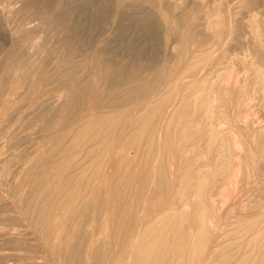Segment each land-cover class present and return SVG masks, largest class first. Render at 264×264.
<instances>
[{
  "label": "rangeland",
  "instance_id": "rangeland-1",
  "mask_svg": "<svg viewBox=\"0 0 264 264\" xmlns=\"http://www.w3.org/2000/svg\"><path fill=\"white\" fill-rule=\"evenodd\" d=\"M2 1H6L3 3L5 5L12 3L14 13L11 12V16L9 15L8 18L6 17L7 19H3V16L0 14V62L2 57H4L1 44L7 42L8 52H12L15 48L14 43L17 42L18 38H21L18 39V41H21L23 51L22 56L24 57V71H20L18 74L17 71H8L5 77L6 80H4L5 82L1 87V90L8 92V100L10 98L12 99L9 100L8 105L6 106V110L4 112L5 116L3 115L4 117L2 116L0 118V264H120L118 260L119 258L122 260V262L120 261L121 264H128L129 260L131 262L129 264H132V259L135 256L134 247L136 245V241L137 239L139 241V238H142L144 232L145 234L147 232L143 230L144 227L146 229L149 226V223L150 225H155L154 227H156V225L158 226L155 221L161 216V211H165L164 208L167 210L168 207H177V204L180 206V199L183 195L187 197L191 194L194 195V193H192L194 183H197L200 180L206 182L208 179L207 184L209 182L211 183V185H209L210 183L208 184V189L213 190V193H215V195H213V200L215 201L218 212V214L217 212H215L216 214L214 213V220L220 224V229L216 233L215 237L211 236L210 238L209 247H212V249L210 248L208 252L210 253L211 251L219 250V248L222 249L219 250L217 254L221 259V261H219L220 264H222V260L227 257L229 259L227 262L228 264L232 262L235 264L237 258L238 261L248 259L249 254L251 255L252 253L254 255L250 257L251 260L248 264H263L264 148L262 149V147H264V102L262 101H264V99L261 93H254L256 77L253 75L254 73L252 72V68L254 65L258 66V64L259 67L261 64V68L264 67V0H203L205 1L202 2L203 4L201 3L202 0H0V2ZM176 3L179 4L180 7L177 6ZM156 4L159 5L157 6ZM209 10H211V12ZM139 11H141V13H139ZM182 13H184L185 16ZM210 13H213L211 17L209 16ZM218 14L222 15V20L225 21L224 23L222 22L221 25L225 34L223 33V37H221L222 34L221 36L219 35L223 38V42L220 44H218V40H216L217 38L219 39V37L214 36V33L211 30H207L210 28H206L208 27L207 20L209 18L210 20L213 18L215 19V16L213 15H216L217 17ZM194 16L196 18H193ZM153 17H156V19ZM192 18L194 22H192ZM247 19H249V22L246 21ZM19 25L21 26V33L17 34ZM205 25L207 26L204 27ZM251 25L253 26L251 27ZM254 25L257 26L254 27ZM203 28L205 29L203 30ZM172 29L174 31H172ZM257 29L263 33L261 40L256 37V32L258 31ZM253 30L255 32H253ZM230 32L233 33V35H231ZM251 33H255L253 34L255 36ZM229 36H233V38ZM199 38H201V40ZM254 40H256V42L259 41V46ZM255 45H257L258 48ZM189 49L193 51L191 52ZM248 49L251 52H248ZM183 50H185V52H182ZM206 50L213 52V57L216 56V58H213L210 63H213V61L215 63L216 61L219 63V65L216 63L217 65H215V67L213 64L210 65L211 67L209 66L210 68H207V71L219 66L218 69L223 73V68H227V64L232 62V67L235 69L234 70L232 68L235 72L234 74L241 77V86H238L235 90H233V92H231V94H228L226 99L222 98V101L216 103V108L218 109L216 110L219 114L225 112L227 113V116L231 115L229 116L230 120L228 117L224 119L221 116V120L223 121L222 128L224 131L225 129L228 130L233 128V130L237 132L236 135L240 136V138L242 137V146L240 145V148L235 149V153L241 155L240 160L236 162L240 163L239 165L241 170L238 177L240 186L238 185L239 189H236V191H240L237 193L239 197L235 193L234 187L226 185L220 179L222 182V184H220L223 185L221 186L218 183L220 182V180L217 179L218 177L215 178L211 174L215 172L218 167V162L216 161L220 153L218 148H216L218 144L212 149H209V139H207L209 136L207 135V137H205L206 134L202 136L203 133H192V131L195 130L190 132L192 135L188 133V139L185 140L188 143L181 140L183 135H180L179 132H182L186 124L192 123L191 125L194 126L195 124H199L200 126L202 125V121L198 114L196 115L198 117L189 114L191 103H187L181 109V112L185 113V116L187 115V117L180 119L182 122L178 121L180 116H177L172 122L173 125H171L172 123L170 124V121H165L163 126L160 127L158 119H156V121L152 124V127L159 125L161 129H159V135H161L165 129L161 136L158 135V138L156 137L157 140L155 139V144L152 141L151 147L153 148L154 144L155 149H152L151 147H149V149L146 148L149 146L148 143L151 140L150 137H147L148 135H146L141 143V150L137 151L136 146L133 144L135 140H132V136L135 131L129 133L130 123L127 121L128 113L133 111V103L131 102L129 96L133 90V86L136 84L135 81H145V84L148 83V85H152L153 83L155 84L156 82L154 80H157L158 83L164 82L163 80L169 76L170 71H181L182 66H185L183 68H186L190 63L196 64L199 62V57L196 53ZM194 53L195 55H193ZM187 54H191L190 56H192V59L189 56L190 59L188 60L186 57ZM181 55L183 57L185 56L183 58L184 60L186 59L185 62H182L183 59H181ZM195 56H197V58ZM246 56L252 61L246 58ZM100 57H102L101 60L99 59ZM253 60L255 61L253 62ZM180 61L182 64L179 63ZM220 63L222 65V69H220ZM244 65L246 69L248 68L247 70L244 68ZM173 67L179 68L176 70ZM218 69L216 68L214 70L217 72L219 71ZM263 69L261 70L263 71ZM136 71L137 74L135 75ZM247 71L252 74L249 79L247 78V76H249V74L246 73ZM220 72H217L216 74ZM3 74L4 71H0V78ZM158 74L160 75L157 76ZM161 75L162 79L158 80V78H161ZM252 76H254V78ZM18 79L19 81L21 80L20 83H22L21 92L19 94L20 96L16 95V97L11 93L12 90L10 89L13 88V83ZM88 81H90V83H85ZM243 83H247V85H243ZM88 84H91V86L93 85L92 87L96 89H91V86ZM242 85L248 88L247 91L250 94V97L246 101L247 106L239 105V102L237 101L239 100L238 96L240 88L243 87ZM250 86H252L253 90L249 89L251 88ZM88 88L92 90V92L89 91ZM77 91L78 94L76 93ZM88 92L89 94H86ZM90 94L91 96L94 94V96H92L93 98L88 97ZM11 95L18 98L16 102L13 101L14 98L13 96L11 97ZM119 96L120 98H117ZM261 96L263 99L262 101H260ZM126 98L129 99L127 100ZM235 99L237 100L235 101ZM90 100L92 101L91 104ZM230 101L232 102L230 103ZM94 103L95 105H93ZM99 103L100 105H98ZM101 106L104 107L102 108ZM92 108H97V110L92 111ZM219 108L223 110L220 112ZM244 108H247L248 110ZM98 109H100L99 111L104 110L106 113H104V115L102 114L103 112L100 114L97 112ZM239 109H241V111ZM123 110L127 115L125 114V116L122 117L119 113ZM229 110H231V114ZM237 111L241 112V114L248 111L249 118L247 117L246 119L242 118L239 120L238 116L240 113ZM83 113L88 114L92 118H88V115H84ZM35 114L37 116H35ZM90 114H93V116ZM110 114H114V116H111ZM105 115H109L108 117L112 120L110 118V120L107 119L108 117H105ZM189 116H192V119L189 118ZM96 119L100 120L104 124L99 121L97 122ZM88 121H94V123L88 124ZM253 121L254 123H252ZM100 123L102 124L103 129L101 128ZM166 123H168L167 126L170 124L171 127L167 128ZM178 123H181V125L179 124L180 126H176ZM48 124L52 126H49ZM26 125L29 127L28 129ZM88 125H90L89 128L91 127L92 129H87ZM119 125L122 128H119ZM229 125L232 126L230 127ZM237 125H239V128H242H237ZM78 128L81 129L79 130ZM122 129H124L127 133L122 132ZM168 129L172 132L168 131ZM175 129H178L179 132ZM237 129H239V131ZM83 131H85L88 135L85 136V132ZM90 131L93 132V134ZM81 132L84 133V135H81ZM167 132L168 135L166 134ZM174 132L178 133L175 134ZM169 133H171L172 136H170ZM65 134L68 136H64ZM259 134L262 136H259ZM127 135L130 136L128 137L129 139L126 137ZM174 135L176 139L173 137ZM100 136L104 139L102 140V138H99ZM169 136L172 141L169 139ZM79 137L81 139H79ZM177 138H180V141H178ZM100 139L102 142L104 141V143L108 139L109 140L107 143H103V146L102 142L100 143ZM199 139H202L201 141L203 143H199ZM96 140L99 141L96 142ZM79 141H83V143L80 142V146H82L80 149L78 147ZM111 141H113V143H111ZM171 142H175V145L174 143L171 144ZM85 143H89V145ZM96 143L102 146L99 147ZM125 143H130V146L128 147V145H126L128 148L125 146L124 148L126 149H123ZM181 143H184L185 146ZM194 143H197L196 149H194ZM64 144L66 146L67 144L70 145L69 148L71 151L68 149L70 152H67ZM177 144H180V150H178L180 147H178ZM198 144L202 145L199 146ZM60 145H63L64 147ZM86 145L91 148L92 146H95L96 148L94 147L92 150L89 147L90 151H88V147H84ZM175 146L177 152L173 149ZM74 147L76 150L78 148V151L74 150ZM168 147H170V151ZM171 147L173 151L171 150ZM205 147L206 149H204ZM150 148L154 150L155 153L152 150L149 151ZM72 149L74 150L73 153ZM94 150H96V152ZM193 150L194 153H191ZM122 151L125 152L124 154L129 153L128 156L126 155L128 158L126 161V157L119 154ZM91 152L94 153L92 154ZM182 152H184V154ZM251 153L254 154V156ZM151 155H153V158L149 160V156ZM74 156L76 157L74 158ZM158 156H161V159L159 158L160 161L162 160L161 162L157 161ZM85 157L87 158V161H85ZM180 157H182L183 160ZM136 158L137 161L139 160L138 162L134 161ZM66 159L70 160V162ZM72 159L75 161H71ZM121 159L122 162L125 161L126 164L124 163L122 165V162H120ZM170 159L172 163L169 162ZM172 159L174 160L172 161ZM180 159L181 162L179 161ZM81 160H84L85 162L83 163ZM93 160L94 162H91ZM67 161L69 164H66ZM97 161H99V164ZM140 161L141 163H139ZM167 162L169 164H167ZM188 162L191 164L189 165ZM170 163L173 168L170 166ZM65 165H67L66 168ZM158 165L163 166L164 170L161 167L164 171L162 172L163 174L159 172L161 169ZM164 165L167 166L165 167L168 171L165 170ZM88 166H90L91 170ZM170 167L172 169H170ZM86 170L87 173H89L88 176L83 173H86ZM151 170L154 171V173ZM155 170L161 174L157 173ZM170 170H173L174 173V176L171 177L174 179L172 185L170 183L172 179H170V175H168ZM95 172H98V174ZM164 173L169 176V178L164 175ZM92 174L94 176H91ZM130 174L132 175L130 176ZM123 175H125V178ZM149 175L153 177L154 180H148L149 182L146 180L147 185H145L144 182L146 181L143 179H146L147 176V179H151ZM156 175H159L161 179L156 177ZM162 175H164L165 178ZM185 175L190 177V180L192 181L188 182L189 179L185 177ZM199 175L202 176L200 177ZM83 176L85 177V180L83 179ZM120 176H123V178ZM69 177H71L72 181L74 179V181H70ZM90 177H95V180L93 178L90 179ZM96 177H98V179ZM166 177L170 179V182ZM191 177H193V179ZM163 178L166 180H163ZM59 180L60 182L58 183ZM122 180L124 182H122ZM185 182L187 183L185 184ZM74 183L76 186H74ZM138 184L139 186L137 187ZM84 185H86V189ZM142 185L144 186L142 187ZM189 185L191 188L190 190ZM241 185L243 187H241ZM186 186L187 188H185ZM49 187L52 188V191ZM141 187L143 189H140ZM177 187L180 189H177ZM217 188L219 190H217ZM71 190H73V193L70 194ZM180 191H183L182 195H180ZM79 192H81V195L83 194L81 197ZM193 195L189 198L192 201L194 200L193 202L195 204L199 201H197L198 197L195 198L194 196L193 198ZM89 197L90 199H87ZM61 200L65 202L64 205H62L63 202ZM72 200L74 201L72 202ZM89 200L92 201L90 202ZM141 200L143 201L141 202ZM83 202L84 205H82ZM87 202H89L90 206ZM52 204L55 206L54 209H51L53 207ZM48 205H51V207ZM83 206H86L84 207L86 209H84ZM233 207L234 209L231 210ZM189 210L190 212H193V210H195V206H190ZM82 211L84 213H82ZM64 213L66 214V217ZM49 215L51 219H48ZM130 215H135L133 217L134 220L132 219L134 223L131 222L130 219L132 217ZM193 219L194 217L192 216L189 220L192 224L196 222L195 219ZM57 223H59V226ZM131 223L139 227L140 232L143 234H139V229H136V227L131 225ZM233 223L237 225H234ZM55 225H57V227ZM132 227L135 228L137 232H134ZM194 229H196V226ZM158 232L159 235L164 233L163 231H160L159 228L157 234ZM131 234H133V236L140 235L141 237H137L135 240V237L133 238V236H129ZM154 234H156V232ZM131 238L133 240H130L132 243L129 244L128 241ZM255 238L258 240V246L252 245L248 247L250 239L254 240ZM84 239L88 243H86ZM98 242L100 243L98 244ZM101 242H104V245H102ZM122 242H125L126 247H123L124 243L122 244ZM215 242L218 243L219 246L221 244L222 245L219 247ZM173 243L174 241L171 242V246ZM127 244L129 245L127 246ZM212 245H214V247ZM174 247L175 246L172 248ZM123 252H125V254ZM119 253L122 254L121 257H119ZM247 254L248 256H246ZM245 256L246 258H243ZM114 259L118 260L116 261L118 263H116ZM218 260L215 257L212 264H215ZM82 261L84 262L82 263ZM123 261L125 263H123ZM219 262L216 264H219Z\"/></svg>",
  "mask_w": 264,
  "mask_h": 264
},
{
  "label": "bare ground",
  "instance_id": "bare-ground-1",
  "mask_svg": "<svg viewBox=\"0 0 264 264\" xmlns=\"http://www.w3.org/2000/svg\"><path fill=\"white\" fill-rule=\"evenodd\" d=\"M181 1V0H180ZM193 1V0H192ZM214 1V0H213ZM232 1V0H231ZM246 1V0H245ZM6 2V1H5ZM5 2H0V14L3 16V19H7L8 18V16L11 14V12H13V10H14V8H13V6H12V3L11 4H7V5H5V4H3V3H5ZM155 2V1H154ZM168 2H170V1H168ZM184 2V1H183ZM200 2V1H199ZM202 2H205V1H201V3ZM207 2V1H206ZM219 2V1H218ZM230 2V1H229ZM156 3H158V2H156ZM179 3V2H178ZM217 3V2H216ZM220 3V2H219ZM228 3V2H227ZM177 4V3H176ZM203 4V3H202ZM206 4V3H205ZM211 4V3H210ZM218 4V3H217ZM216 4V5H217ZM224 4V3H223ZM19 5V4H18ZM157 5V4H156ZM155 5V6H156ZM159 5V4H158ZM157 5V6H158ZM180 5H181V3H180ZM193 5V4H192ZM214 5V4H213ZM260 5V4H259ZM12 6V7H11ZM147 6H148V4H147ZM153 6V5H152ZM177 6H179V4H177ZM223 6V5H222ZM229 6V5H228ZM180 7V6H179ZM178 7V8H179ZM192 7V6H191ZM227 7V6H226ZM233 7V6H232ZM250 7V6H249ZM169 8V7H168ZM195 8V7H194ZM234 8V7H233ZM143 9V8H142ZM154 9V8H153ZM208 9V8H207ZM212 9V8H211ZM254 9V8H253ZM252 9V10H253ZM256 9H257V7H256ZM16 10V9H15ZM193 10H195V9H193ZM228 10H230V9H228ZM153 11V10H152ZM152 11H150V12H152ZM210 12H211V10H209ZM194 12V11H193ZM14 13V12H13ZM137 13V12H136ZM139 13H141V11H139ZM152 13H154V12H152ZM254 13V12H253ZM146 14H150V13H146ZM182 14H184V13H182ZM207 14H208V12H207ZM206 14V15H207ZM213 14V13H212ZM211 13H210V17H211V15H212ZM219 14H221V13H219ZM217 15V17H216V15H213V16H215V19L213 18V19H211L210 20V18L207 20V22H208V27H206L207 25H205L204 27H206V28H210V29H207V30H211L213 33H214V36H218L219 37V39L217 38H215L216 40H218V44H220L221 42H223V38H221V37H223L224 35H223V33L225 32V31H223L222 30V22L224 23L225 21H223L222 20V15ZM258 14V13H257ZM0 15V16H1ZM187 15V14H186ZM11 16V15H10ZM184 16H185V14H184ZM191 16V15H190ZM212 16V17H213ZM7 17V18H6ZM140 17V16H139ZM182 17V16H181ZM10 18V17H9ZM141 18V17H140ZM153 18H155L156 19V17H153ZM193 18H196L195 16L193 17ZM193 18H192V22H194L193 21ZM139 19V18H138ZM182 19V18H181ZM189 20V19H188ZM196 20V19H195ZM249 19H247L246 21L247 22H249L248 21ZM19 21V20H18ZM145 21V20H144ZM175 21V20H174ZM146 22V21H145ZM148 22V21H147ZM185 22V21H184ZM183 22V23H184ZM239 22H241V21H239ZM250 22H255V21H250ZM158 23V22H157ZM160 23V22H159ZM186 23V22H185ZM231 23V22H230ZM192 24V23H191ZM256 24V23H255ZM247 25V24H246ZM17 26V25H16ZM20 26V25H19ZM18 26V32H17V34H20L21 33V26L19 27ZM241 26H242V24H241ZM250 26V25H249ZM253 25H251V27H252ZM257 26V25H256ZM255 25H254V27H256ZM161 27V26H160ZM200 27V26H199ZM226 27V26H225ZM225 27H224V29H225ZM231 27H232V25H231ZM230 27V28H231ZM1 28V27H0ZM171 28H173V27H171ZM200 28H202V27H200ZM236 28V27H235ZM149 29V28H148ZM205 28H203V30H204ZM258 31L256 32V37H257V39H259V40H261V37H262V35H263V33H261L262 31H259V29H257ZM172 31H174L173 29H172ZM231 31V30H230ZM248 31V30H247ZM250 31V30H249ZM210 32V31H209ZM228 32H229V30H228ZM253 32H255L254 30H253ZM194 33V32H193ZM212 33V34H213ZM231 33V32H230ZM207 34V33H206ZM221 34H222V36H221ZM225 34V33H224ZM252 34V33H251ZM253 34H255V33H253ZM252 34V35H253ZM221 37H220V36ZM231 35H233V33H231ZM137 36V35H136ZM213 36V35H212ZM213 36V37H214ZM226 36H227V33H226ZM253 36H255V35H253ZM229 37H232L233 38V36H229ZM240 37V36H239ZM263 37H264V35H263ZM18 39H21V38H18ZM18 39H17V42H15L14 43V49H13V51L12 52H8L9 50H8V43L6 42V43H2L1 44V48L3 49V56L4 57H2V59H1V62H0V71H4V74H3V76H1V78H0V118L4 115V112H5V110H6V106L8 105V102H9V100H11L12 98H10L9 100H8V92H5L4 90H1V87H2V85H3V83L5 82L4 80H6L5 79V77H6V75H7V73H8V71H17V74L20 72V71H24V61H23V56H22V46H21V41H18ZM156 39H160V38H156ZM200 40H201V38H199ZM222 39V40H221ZM230 39V38H229ZM256 39V38H255ZM256 39V40H257ZM69 40V39H68ZM78 40H79V38H78ZM228 40V39H227ZM256 40H254L255 42H256ZM238 41V40H237ZM66 42H67V40H66ZM176 42V41H175ZM228 42V41H227ZM233 42H235V41H233ZM248 42V41H247ZM259 42V41H258ZM258 42H256V43H258ZM68 43V42H67ZM237 43V42H236ZM239 43V42H238ZM61 44V43H60ZM206 44V43H205ZM252 44V43H251ZM255 44V43H254ZM261 44V43H260ZM263 44V43H262ZM65 45V44H64ZM50 46V45H49ZM69 46H71V45H69ZM73 46V45H72ZM186 46V45H185ZM229 46H231V45H229ZM256 47H257V45H255ZM254 46V47H255ZM258 46H259V43H258ZM182 47H183V45H182ZM249 47V46H248ZM10 48V47H9ZM37 48V47H36ZM46 48V47H45ZM59 48V47H58ZM160 48V47H159ZM168 48V47H167ZM185 48V47H184ZM189 48V47H188ZM187 48V49H188ZM218 48V47H217ZM258 48V47H257ZM262 48H263V45H262ZM261 49V48H260ZM6 50V51H5ZM55 50V49H54ZM60 50V49H59ZM186 50V49H185ZM185 50H183L182 52H185ZM258 50V49H257ZM263 50H264V48H263ZM61 51V50H60ZM189 51H193V50H190L189 49ZM195 51V50H194ZM230 51V50H229ZM236 51V50H235ZM234 51V52H235ZM245 51V50H244ZM2 52V51H1ZM94 52V51H93ZM171 52V51H170ZM181 52V53H182ZM248 52H251V51H249V49H248ZM247 52V53H248ZM224 53V52H223ZM237 53V52H236ZM246 53V54H247ZM56 54V53H55ZM162 54V53H161ZM183 54H186V53H183ZM182 54V55H183ZM196 54H198V57H199V62H197L196 64H191L190 62V64H188L189 66L188 67H186V68H183V67H185V66H182V70L181 69H179V70H181V71H170V74H169V76H167V78L165 79V80H163L164 82H159L158 83V81L157 80H154L156 83L154 84H152V85H148V83L147 84H145V81L143 82V81H141V80H138V81H135L136 82V84L133 86V90H132V92H131V94H130V96H129V98H130V100H131V102L133 103L131 106H132V108H133V111L132 112H130V113H128V119H127V121H128V123H130V129H129V133L130 132H132V131H135L134 133H133V138H132V140L134 139L135 140V142H133V144H134V146H136V149H137V151H139V150H141V143H142V141H143V139L145 138V136L146 135H148L147 137H150V142L148 143L149 144V146L148 147H146V148H148L149 149V147H151L152 146V141H153V143L155 142V139H156V137L159 135L158 133H159V129H160V127L161 126H163V123L165 122V121H170V124L174 121V119L177 117V116H180L179 117V120L178 121H181L182 122V120H180L181 118H184V117H187V115L185 116V113H183V112H181V109H182V107L184 106V105H186L187 103H191V108H190V113L189 114H192V115H194V116H196L197 114L199 115V117H200V119H201V121H202V125L200 126L199 124L198 125H196L195 123V126L194 125H191L190 123H188V124H186L185 126H184V129L182 130V132H179L178 131V129H175L176 131H178L179 132V134L180 135H183L182 136V141H185L186 139H188L187 138V136H188V133H190L192 130H195V131H192V133L193 132H195L196 134H201V133H203V135L202 136H204L205 134H206V136L205 137H207V135L209 136V138H207V139H209V142H208V148L209 149H212L214 146H216L217 144V146H216V148H218V150H219V155H218V157H217V159H216V161L218 162V164H217V169L215 170V172H213V173H211L215 178L216 177H218L217 179H221L226 185H229L230 187H234L235 189V193L237 194V193H239L240 191H236V189H239L238 188V185L240 186V182L238 181V177H239V174H240V163H236L237 161H239L240 160V156L241 155H238V154H236L235 152V149H237V148H240L242 145H241V138H240V136H238V135H236L237 134V132L236 131H234L233 130V128L232 129H225V131H224V129L222 128L223 127V121L221 120L222 118H221V116L224 118V119H226V117H228L229 118V116H231V115H229V116H227V113H225V112H222L221 114H219L218 112H217V108H216V103H218V102H220V101H222V98L223 99H226L227 98V96H228V94H231V92H233V90H235L238 86H241V77L239 76V75H235L234 73V71H233V67H232V62H230L229 64H227V68H223V73L222 72H220V70L218 69V67H216L219 71H217V72H220V73H218V74H216L217 72L214 70V69H216V68H214V69H211L210 71L208 70L207 71V68H210L211 66L210 65H214V67H215V65H219V63L216 61V63L213 61V63H210V62H212V59L213 58H216V56L215 57H213L214 55H213V52H209V51H200L199 53L197 52ZM229 54V53H228ZM235 54V53H234ZM242 54H243V52H242ZM257 54H258V52H257ZM181 55V56H182ZM191 54H187L186 55V57L188 58V60L191 58L192 59V56H190ZM193 55H195V53L193 54ZM230 55V54H229ZM68 56V55H67ZM189 56H190V58H189ZM242 56H244V55H242ZM249 56V55H248ZM259 56V55H258ZM103 57V56H102ZM102 57H100L99 59L101 60V58ZM169 57V56H168ZM185 57V56H184ZM183 56L181 57V59H183L184 58ZM196 58H197V56H195ZM235 57V56H234ZM239 57H240V55H239ZM262 57V56H261ZM194 58V57H193ZM241 58V57H240ZM239 58V59H240ZM246 58H248L247 56H246ZM245 58V59H246ZM87 59V58H86ZM226 59V58H225ZM227 59H228V57H227ZM235 59V58H234ZM238 59V58H237ZM236 59V60H237ZM242 59V58H241ZM249 59V58H248ZM103 60V59H102ZM139 60V59H138ZM186 60V59H185ZM185 60L183 59L182 60V62H185ZM250 60V59H249ZM27 61V60H26ZM193 61V60H192ZM191 61V62H192ZM250 61H252V60H250ZM249 61V62H250ZM255 60H253V62H254ZM87 62H88V60H87ZM100 62V61H99ZM182 62L180 61L179 63H181L182 64ZM220 62V61H219ZM226 62V61H225ZM260 62V61H259ZM100 63H102V62H100ZM174 63V62H173ZM193 63H194V61H193ZM215 63V64H214ZM234 63H236V62H234ZM239 63V62H238ZM242 63V62H241ZM248 63V62H247ZM252 63V62H251ZM256 63V62H255ZM106 64V63H105ZM107 64H108V62H107ZM139 64H140V61H139ZM177 64H178V62H177ZM230 64H231V66H230ZM243 64V63H242ZM250 64V63H249ZM254 64V63H253ZM220 65H221V63H220ZM241 65V64H240ZM251 65V64H250ZM249 65V66H250ZM257 65V64H256ZM83 66H84V64H83ZM85 66H87V65H85ZM104 66V65H103ZM210 66V67H209ZM229 66H230V68H229ZM253 66V65H252ZM261 66H262V64H261ZM261 66L259 67V64H258V66H255L254 65V67L252 68L253 69V75H255V91H254V93H261L262 95H263V99H264V67L263 68H261ZM91 67V66H90ZM108 67V66H107ZM242 67V66H241ZM97 68V67H96ZM95 68V69H96ZM173 68H175L176 70H178V68L179 67H173ZM181 68V67H180ZM233 68V69H232ZM240 68V67H239ZM244 68L246 69V67H245V65H244ZM174 69V70H175ZM206 69V70H205ZM220 69H222V65H221V67H220ZM248 69V68H247ZM246 69V70H247ZM251 69V70H252ZM261 69H263V71L261 70ZM79 70V69H78ZM205 70V71H204ZM235 70V69H234ZM245 70V71H246ZM39 71V70H38ZM222 71V70H221ZM71 72V71H70ZM163 73V72H162ZM242 73V72H241ZM246 73H248L249 74V76H247V78L249 79V77L252 75V74H250L248 71L246 72ZM12 74V73H11ZM91 74V73H90ZM103 74V73H102ZM118 74V73H117ZM121 74V73H120ZM137 74V71H136V73H135V75ZM164 74V73H163ZM247 74V75H248ZM93 75V74H92ZM160 74H158L157 76H159ZM83 76V75H82ZM120 76V75H119ZM245 76V75H244ZM134 77V76H133ZM151 77V76H150ZM155 77V76H154ZM253 78H254V76H252ZM18 78V77H17ZM70 78V77H69ZM158 78V77H157ZM242 78H243V75H242ZM246 78V77H245ZM21 79V78H20ZM27 79V78H26ZM162 79V75H161V78L159 79L158 78V80H161ZM22 80V79H21ZM20 80V81H21ZM88 80H90V79H88ZM92 80V79H91ZM117 80V79H116ZM20 81H19V79L17 80V81H15L14 83H13V88L12 89H10V90H12V94H14L15 96L16 95H18V96H20L19 94H20V92H21V83H20ZM87 81V80H86ZM30 82V81H29ZM51 82V81H50ZM92 82V81H91ZM118 82V81H117ZM85 83H90V81H88V82H85ZM252 83V82H251ZM250 83V84H251ZM244 84H246L247 85V83H243V85ZM12 85V84H11ZM89 85V84H88ZM242 85V86H243ZM84 86V85H83ZM89 86H91V84L89 85ZM88 86V87H89ZM93 86V85H92ZM90 87L91 89L93 88V87ZM251 88H249L250 90L252 89L253 90V88H252V86H250ZM254 87V86H253ZM35 88V87H34ZM129 88V87H128ZM3 89V88H2ZM24 89V88H23ZM26 89V88H25ZM89 89V88H88ZM96 88H93V90H95ZM6 90V89H5ZM79 90V89H78ZM85 90H86V88H85ZM104 90V89H103ZM115 90V89H114ZM248 90V88H246V87H241L240 88V92H239V96H238V98H239V100H237V99H235V101L237 100L238 102V104L239 105H245V106H247V104H246V101H247V99L250 97V94H249V92L247 91ZM89 91H91L92 92V90H90L89 89ZM26 92V91H25ZM125 92V91H124ZM59 93V92H58ZM77 94H78V91L76 92ZM93 93H95V92H93ZM86 94H89V92L88 93H86ZM85 94V95H86ZM92 94V93H91ZM91 94L88 96V97H92V96H94V94L91 96ZM26 95V94H25ZM30 95V94H29ZM28 95V96H29ZM108 95V94H107ZM112 95V94H111ZM110 95V96H111ZM13 95H11V97H12ZM39 96V95H38ZM76 96H78V95H76ZM75 96V97H76ZM231 96V95H230ZM253 96H254V94H253ZM17 97V96H16ZM16 97H14L13 96V101L14 102H16L17 101V99L18 98H16ZM74 97V96H73ZM116 97V96H115ZM232 97H234V96H232ZM237 97V96H236ZM257 97V96H256ZM258 97H260V96H258ZM20 98V97H19ZM29 98V97H28ZM93 98V97H92ZM107 98H108V96H107ZM117 98H120V96L119 97H117ZM129 98H126L127 100L129 99ZM26 99H27V97H26ZM254 99V98H253ZM260 99V98H259ZM262 99V96H261V100L260 101H262L263 100ZM120 100V99H119ZM123 100V99H122ZM21 101V100H20ZM26 101V100H25ZM232 101H234V100H232ZM232 101H230V103L232 102ZM91 100H90V104H91ZM109 102V101H108ZM120 102H121V100H120ZM229 102V101H228ZM251 102V101H250ZM249 102V103H250ZM262 102H264V101H262ZM13 103V102H12ZM42 103V102H41ZM110 103V102H109ZM116 103V102H115ZM115 103H113V104H115ZM224 103V102H223ZM102 104V103H101ZM131 104V103H130ZM220 104V103H219ZM222 104V103H221ZM229 104V103H228ZM93 105H95V103L93 104ZM98 105H100V103L98 104ZM97 105V106H98ZM116 105V104H115ZM250 105V104H249ZM248 105V106H249ZM39 106H41V105H39ZM91 106V105H90ZM102 107V106H101ZM104 107V106H103ZM102 107V108H103ZM236 107V106H235ZM250 107H251V105H250ZM39 108V107H38ZM189 108V107H188ZM229 108V107H228ZM257 108V107H256ZM184 109H186V108H184ZM217 109V110H216ZM231 109V108H230ZM238 109V108H237ZM236 109V110H237ZM244 109H247V108H244ZM249 109H251V108H249ZM97 110V108L95 109H93L92 108V111H96ZM100 109H98V111L97 112H99L100 114L102 113L103 115H104V113H106V111L104 112V110L103 111H99ZM125 110V109H124ZM120 111V115H122V117L123 116H125V111ZM188 110V109H187ZM219 110H220V112H221V110H223V109H220L219 108ZM240 111H241V109H239ZM248 110V109H247ZM225 111V110H224ZM231 110H229V112H230ZM246 111V110H245ZM44 112V111H43ZM46 112V111H45ZM77 112V111H76ZM109 112V111H108ZM189 112V111H188ZM187 112V113H188ZM233 112H234V109H233ZM237 112H239V111H237ZM17 113V112H16ZM96 113V112H95ZM240 114H239V116H238V119L240 120V119H242V118H247L248 117V111L247 112H245V113H243V114H241V112H239ZM39 114V113H38ZM40 114H43V113H40ZM84 115H88V114H86V113H83ZM96 114H98V113H96ZM107 114H109V113H107ZM111 114H112V112H111ZM110 114V115H111ZM229 114V113H228ZM230 114H231V112H230ZM236 114V113H235ZM90 115H92L93 116V114H90ZM127 115V114H126ZM244 117H243V116ZM5 116V115H4ZM3 116V117H4ZM35 116H37L36 114H35ZM43 116V115H42ZM95 116V115H94ZM102 116V115H101ZM107 115H105V117H106ZM109 116V115H108ZM107 116V117H108ZM111 116H114V114L113 115H111ZM118 116V115H117ZM235 116V115H234ZM233 116V117H234ZM258 116V115H257ZM91 116H89L88 115V118H90ZM104 117V116H103ZM196 117H198V116H196ZM251 117V116H250ZM263 117V116H262ZM85 118H87V117H85ZM92 118V117H91ZM110 117H108L107 119H109ZM189 118H191L192 119V116H189ZM194 118V117H193ZM236 118V117H235ZM249 118V117H248ZM255 118V117H254ZM101 119V118H100ZM111 119V118H110ZM109 119V120H110ZM156 119H158V122H159V125H160V127H159V125H157V126H153L152 127V124L156 121ZM178 119V118H177ZM176 119V120H177ZM231 119H233V118H231ZM260 120H262L261 118H259ZM26 120V119H25ZM81 120V119H80ZM86 120V119H85ZM97 120V119H96ZM96 120H94V121H96ZM103 120V119H102ZM112 120V119H111ZM115 120V119H114ZM229 120H230V118H229ZM236 120V119H235ZM36 121V120H35ZM82 121V120H81ZM94 121H92V122H90V121H88L89 123L88 124H93L94 123ZM101 122L100 120H97V122ZM117 121V120H116ZM218 121H219V124H218ZM226 121V120H225ZM237 121V120H236ZM256 121H257V119H256ZM33 122V121H32ZM258 122V121H257ZM260 122V121H259ZM36 123V122H35ZM102 123V122H101ZM100 123V124H101ZM109 123V122H108ZM108 123H106V124H108ZM112 123H113V121H112ZM119 123V122H118ZM117 123V124H118ZM169 123V122H168ZM168 123H166V126H167V124ZM198 123V122H197ZM252 123H254V121L252 122ZM261 123V122H260ZM99 124V123H98ZM102 124H104V123H102ZM102 124H101V128H102ZM106 124H105V126H106ZM156 124H157V122H156ZM168 125L167 126V128L168 127H171V125H173V123L171 124V125ZM174 124H176V123H174ZM181 125V123H178L176 126H178V125ZM239 124V123H238ZM8 125V124H7ZM36 125V124H35ZM49 126H52V125H50V124H48ZM96 125V124H95ZM179 125V126H180ZM226 125V124H225ZM27 126V125H26ZM86 126H87V124H86ZM85 126V127H86ZM89 126L90 125H88V127H87V129L89 128ZM219 126H220V128H219ZM230 126V125H229ZM232 126V125H231ZM230 126V127H231ZM239 125H237V128H239L238 127ZM47 127V126H46ZM116 127H117V125H116ZM29 127L27 126V129H28ZM91 128V127H90ZM90 128H89V130H90ZM94 128V127H93ZM119 128H122V127H120V125H119ZM172 128H174V127H172ZM171 128V129H172ZM242 128V127H241ZM241 128H239V129H241ZM79 129V128H78ZM81 129V128H80ZM79 129V130H80ZM85 129V128H84ZM92 129V128H91ZM99 129H100V126H99ZM103 129V128H102ZM125 129V128H124ZM124 129H122L123 131L122 132H125L124 131ZM164 129V128H163ZM239 129H237L238 131H239ZM38 130V129H37ZM41 130V129H40ZM89 130H87V131H89ZM126 130V129H125ZM161 130V129H160ZM165 130V129H164ZM164 130H163V132L162 133H164ZM180 130V131H181ZM227 130V131H226ZM249 130V129H248ZM33 131H35V130H33ZM32 131V132H33ZM93 131V130H92ZM103 131V130H102ZM101 131V132H102ZM168 131H170V129H168ZM259 131V130H258ZM74 132V131H73ZM83 132H85V131H83ZM91 132V131H90ZM94 132V131H93ZM93 132H91L92 134H93ZM96 132V131H95ZM100 132V133H101ZM170 132H172V131H170ZM178 132H174L175 134L176 133H178ZM19 133V132H18ZM63 133V132H62ZM61 133V134H62ZM64 133H66V132H64ZM125 133H127V132H125ZM124 133V134H125ZM162 133H161V135H162ZM173 133V134H174ZM240 133V132H239ZM238 133V134H239ZM84 135V133H82L81 132V135ZM167 135H168V132L166 133ZM250 134V133H249ZM255 134V133H254ZM1 135V134H0ZM17 135V134H16ZM86 135H88L86 132H85V136ZM161 135H159V136H161ZM169 135L170 136H172L171 135V133H169ZM190 135H192L191 133H190ZM242 135V134H241ZM244 135V134H243ZM261 134H259V136H260ZM32 136V135H31ZM60 136V135H59ZM63 136V135H62ZM64 136H66V134L64 135ZM68 136V135H67ZM66 136V137H67ZM96 136V135H95ZM116 136V135H115ZM122 136V135H121ZM169 136V139L171 140V137ZM178 136V135H177ZM251 136V135H250ZM258 136V137H259ZM262 136V135H261ZM28 137V136H27ZM127 138L128 137H130V136H126ZM174 138H175V135L173 136ZM200 137V136H199ZM60 138H64V137H60ZM97 138V137H96ZM99 138H102V140L104 139L103 137H99ZM158 138V137H157ZM159 138H161V137H159ZM165 138H166V136H165ZM201 138V137H200ZM203 138V137H202ZM252 138H254V137H252ZM256 138H257V136H256ZM255 138V139H256ZM79 139H81L80 137H79ZM98 139V138H97ZM129 139V138H128ZM164 139V138H163ZM168 139V140H169ZM176 139V138H175ZM178 139V138H177ZM198 139V138H197ZM250 139V138H249ZM101 140V139H100ZM102 140L100 141V143L102 142ZM109 140V139H108ZM108 140L105 142V143H107L108 142ZM157 140V139H156ZM159 140H161V139H159ZM166 140V139H165ZM192 140V139H191ZM190 140V141H191ZM202 139H199V143L200 142H202L201 141ZM26 141V140H25ZM74 141H76V140H74ZM99 141V140H98ZM97 140H96V142H98ZM172 141V140H171ZM175 141H177V140H175ZM178 141H180V138L178 139ZM194 141V140H193ZM255 141V140H254ZM259 141V140H258ZM80 142H82L83 143V141H79V145H78V147H79V149H80V147H82V146H80ZM85 142V141H84ZM92 142V141H91ZM91 142H89L90 144H92ZM159 142V141H158ZM75 143H78V142H75ZM89 143H85V144H87V145H89ZM99 143V144H100ZM104 143V141L102 142V144ZM104 143V144H105ZM111 143H113V141H111ZM161 143V142H160ZM160 143H158V144H160ZM164 143V142H163ZM172 143H174V145H175V142H171V144ZM185 143H188V142H186L185 141ZM203 143V142H202ZM244 143V142H243ZM84 144V145H85ZM97 144V143H96ZM104 144H103V146H104ZM132 144V145H133ZM136 144V145H135ZM155 144V143H154ZM154 144H153V148L152 149H155L154 147ZM182 144V143H181ZM189 144H190V142H189ZM195 144V143H194ZM193 144V145H194ZM207 144V143H206ZM245 144V143H244ZM247 144V143H246ZM65 145V144H64ZM84 146L85 148L86 147H88L87 149H89V147L90 146ZM98 145V144H97ZM109 145V144H108ZM126 145H128V147L130 146V143L129 144H127V143H125L124 144V146H123V149H126V148H124ZM131 145V146H132ZM178 145V147H180V148H178V150H180L181 149V146H180V144H177ZM182 145H184L185 146V144L183 143ZM187 145V144H186ZM199 145V144H198ZM200 145H202V144H200ZM199 145V146H200ZM241 145V146H240ZM60 146H63V145H60ZM67 146H68V148H67ZM67 146L65 145V147H66V149H67V152H70L71 151V149L69 148L70 147V145H68L67 144ZM92 146V145H91ZM99 147L100 146H102V145H98ZM133 146V147H134ZM164 146V145H163ZM162 146V147H163ZM168 146V145H167ZM171 146V145H170ZM190 146V145H189ZM249 146V145H248ZM263 146H264V144H263ZM64 147V146H63ZM76 147V146H75ZM75 147H74V150H76L75 149ZM95 147V146H94ZM93 146H92V148H94ZM127 147V146H126ZM127 147V148H128ZM160 147V146H159ZM166 147V146H165ZM196 147H197V143L195 144V146H194V149H196ZM85 148H83V149H85ZM91 148V147H90ZM91 148V149H92ZM96 148V147H95ZM106 148V147H105ZM150 148V150L149 151H151L152 149ZM164 148V147H163ZM169 148V151H170V147H168ZM167 148V149H168ZM185 148H187V147H185ZM189 148V147H188ZM264 147H262V149H263ZM65 149V150H66ZM68 149L70 150V151H68ZM109 149V148H108ZM132 149V148H131ZM147 149V150H148ZM174 150H175V152H177L176 151V146H175V148H173ZM183 149V148H182ZM204 149H206V147L204 148ZM208 149V150H209ZM57 150V149H56ZM73 149H72V153H73V151H74ZM93 150V149H92ZM162 150V149H161ZM171 150H172V147H171ZM186 150V149H185ZM216 150V149H215ZM217 150V151H218ZM57 151H59V150H57ZM56 151V152H57ZM76 151H78V148H77V150ZM81 151H83V150H81ZM86 151V150H85ZM88 151H90V149L88 150ZM95 152H96V150H94ZM97 151H98V149H97ZM124 151V150H123ZM120 152L119 154L121 155V156H125L126 157V155L128 156L129 155V153H127V154H124L125 152ZM132 151V150H131ZM153 152H154V150H152ZM173 151V150H172ZM184 151V150H183ZM188 151V150H187ZM186 151V152H187ZM198 151V150H197ZM246 151V150H245ZM62 152V151H61ZM190 152V151H189ZM203 152H205V151H203ZM252 152H253V150H252ZM261 152H262V150H261ZM264 152V151H263ZM262 152V153H263ZM64 153V152H63ZM92 153V152H91ZM94 153V152H93ZM92 153V154H93ZM118 153V152H117ZM135 153V152H134ZM155 153V152H154ZM153 153V155L155 156V154ZM162 153V152H161ZM165 153V152H164ZM163 153V154H164ZM181 153V152H180ZM183 154H184V152H182ZM191 153H194V150H193V152H191ZM197 153V152H196ZM78 154V153H77ZM85 154V153H84ZM91 154V155H92ZM106 154V153H105ZM148 154V153H147ZM187 154H188V152H187ZM205 154V153H204ZM252 154V153H251ZM82 155V154H81ZM87 155V154H86ZM91 155H90V158H91ZM150 155V154H149ZM153 155H151V156H149V160H151L152 158H153ZM181 155V154H180ZM186 155V154H185ZM185 155H183V156H185ZM253 156H254V154H252ZM62 156H63V154H62ZM66 156V155H65ZM77 156V155H76ZM76 156H74V158L76 157ZM116 156V155H115ZM114 156V157H115ZM172 156V155H171ZM179 156V155H178ZM187 156V155H186ZM185 156V157H186ZM207 156H209V155H207ZM256 156V155H255ZM70 157V156H69ZM87 157V156H86ZM85 157V161H87V158ZM88 157H89V155H88ZM118 157V156H117ZM161 156H158V162L160 161L159 160V158H160ZM252 157V156H251ZM263 157V156H262ZM11 158V157H10ZM106 158H108V157H106ZM122 158V157H121ZM130 158V157H129ZM164 158V157H163ZM162 158V159H163ZM166 158H168V157H166ZM181 159H182V157H180ZM198 158H199V156H198ZM201 158V157H200ZM126 159H128L127 157L125 158V161H126ZM161 159V158H160ZM175 159V158H174ZM174 159H172V161L174 160ZM181 159L179 160L180 162H181ZM202 159V158H201ZM254 159V158H253ZM8 160V159H7ZM37 160H38V158H37ZM37 160H35V161H37ZM65 160V159H64ZM66 160H68V159H66ZM84 160H81V161H83V163L85 162ZM105 160V159H104ZM143 160V159H142ZM164 160V159H163ZM169 160V159H168ZM167 160V161H168ZM183 160V159H182ZM188 160H189V158H188ZM193 160V159H192ZM191 160V161H192ZM196 160V159H195ZM194 160V161H195ZM257 160V159H256ZM69 162H70V160H68ZM68 161L66 162V164H69L68 163ZM71 161H75V160H71ZM96 161V160H95ZM113 161V160H112ZM125 161H123L122 162V159H121V161L120 162H122V165L125 163ZM133 161V160H132ZM134 161H137V158H136V160H134ZM133 161V162H134ZM139 161V160H138ZM137 161V162H138ZM162 161V160H161ZM160 161V162H161ZM165 161V160H164ZM186 161H187V159H186ZM185 161V162H186ZM190 161V162H191ZM198 161V160H197ZM254 161V160H253ZM61 162V161H60ZM91 162H94V160L93 161H91ZM129 162H130V160H129ZM136 162V163H137ZM143 162V161H142ZM147 162V161H146ZM169 162H171V159H170V161ZM176 162V161H175ZM190 162H188L189 163V165L192 163H190ZM199 162V161H198ZM43 163V162H42ZM63 163H64V161H63ZM96 163V162H95ZM94 163V164H95ZM97 163L99 164V161H97ZM115 163V162H114ZM139 163H141V161L139 162ZM165 163V162H164ZM172 163V162H171ZM171 163H170V166L172 167V165H171ZM79 164V163H78ZM80 164H81V162H80ZM90 164V163H89ZM112 164V163H111ZM126 164V163H125ZM166 164V163H165ZM167 164H169L168 162H167ZM244 164V163H243ZM70 165H71V163H70ZM70 165H69V167H70ZM83 165V164H82ZM97 165V164H96ZM138 165V164H137ZM142 165V164H141ZM146 165V164H145ZM157 165V164H156ZM161 165H162V163H161ZM186 165V164H185ZM214 165V164H213ZM58 166H59V164H58ZM66 166L67 165H65V168H66ZM92 166V165H91ZM94 166V165H93ZM112 166V165H111ZM120 166H121V164H120ZM119 166V167H120ZM158 166H160V165H158ZM166 165H164V167H165ZM62 167H63V165H62ZM61 167V168H62ZM85 167H86V165H85ZM112 167H114V166H112ZM163 168V166H160L159 168L161 169V171H159V172H164L163 170H164V168H163V170H162V168ZM167 167V166H166ZM166 167H165V170H167L166 169ZM168 167H169V165H168ZM170 167V169H172ZM42 168V167H41ZM73 168V167H72ZM71 168V169H72ZM88 168L90 169V166H88ZM101 168V167H100ZM142 168V167H141ZM157 168V167H156ZM158 168V169H159ZM187 168H188V166H187ZM190 168V167H189ZM208 168V167H207ZM33 169V168H32ZM68 169V168H67ZM67 169H65V170H67ZM71 169H70V172H71ZM131 169H132V167H131ZM169 169V168H168ZM38 170H39V168H38ZM81 170V169H80ZM91 170V169H90ZM90 170H88L89 172H91ZM123 170H125V169H123ZM198 170V169H197ZM200 170V169H199ZM41 171V170H40ZM69 171V170H68ZM136 171V170H135ZM148 171H150V170H148ZM152 171V170H151ZM156 171V170H155ZM168 171V170H167ZM188 171H189V169H188ZM202 171V170H201ZM201 171H199L200 173H202ZM210 171V170H209ZM243 171H244V169H243ZM105 172V171H104ZM153 173H154V171H152ZM157 172V171H156ZM159 172H157V173H159ZM185 172H186V170H185ZM190 172V171H189ZM198 172V171H197ZM262 172V171H261ZM58 173V172H57ZM78 173H80V172H78ZM82 173V172H81ZM84 174H87L86 176H88L89 175V173H87V170H86V173L85 172H83ZM95 173H97L98 174V172H95ZM94 173V174H95ZM100 173V172H99ZM121 173V172H120ZM141 173V172H140ZM139 173V174H140ZM153 173H152V175H153ZM161 173H159V174H161ZM166 173V172H165ZM164 173V175H166ZM35 174V173H34ZM83 174V175H84ZM135 174H136V172H135ZM138 174V175H139ZM156 174V173H155ZM163 174V173H162ZM187 174V173H186ZM207 174V173H206ZM206 174H205V176H206ZM132 174H130V176H131ZM137 175V176H138ZM150 175H151V173H150ZM149 175V176H150ZM164 175H162L163 177H164ZM168 175H170V179H172L171 180V182H170V179H168L169 178V176H167L166 178L168 179V181L171 183V185H172V183H173V178H171L172 176H174V173H173V170H170V172H169V174ZM190 175V174H189ZM198 175V174H197ZM209 175V174H208ZM46 176V175H45ZM91 176H94L93 174L91 175ZM97 176V175H96ZM104 176V175H103ZM124 176V178H125V175H123ZM123 176L121 177V178H123ZM155 176V175H154ZM161 176V177H162ZM200 176V175H199ZM202 176V175H201ZM200 176V177H201ZM241 176V175H240ZM72 177V176H71ZM71 177H69L70 178V181H72L71 180ZM74 177V176H73ZM119 177V178H120ZM141 177V176H140ZM156 177H159V175L157 176L156 175ZM178 177V176H177ZM176 177V178H177ZM185 177H187L186 175H185ZM75 178H76V175H75ZM93 178V177H92ZM91 177H90V179H92ZM97 179H98V177H96ZM146 178V177H145ZM147 178H148V176H147ZM143 179L144 181H148V180H150V181H153L154 179H153V177H151L150 176V178L152 179ZM155 178V177H154ZM160 178V177H159ZM165 178V177H164ZM163 178V180H166V179H164ZM189 180H190V177H187ZM186 178V179H187ZM192 179H193V177H191ZM195 178H196V174H195ZM208 178V177H207ZM210 178V177H209ZM247 178V177H246ZM83 179L85 180V177L83 176ZM94 180H95V177L93 178ZM102 179V178H101ZM115 179V178H114ZM142 179V178H141ZM161 179V178H160ZM187 179V180H188ZM202 179V178H201ZM216 179V180H217ZM69 180V179H68ZM89 180V179H88ZM120 180V179H119ZM137 180V179H136ZM163 180H161V181H163ZM188 180V182H191L192 180H190L189 181ZM196 180V179H195ZM197 180L199 181V179L197 178ZM202 180H204V179H202ZM209 180V179H208ZM207 180V181H208ZM221 180H220V182H218L219 184L221 183L222 184V182H221ZM247 180H249V179H247ZM73 181H74V179H73ZM72 181V182H73ZM76 181V180H75ZM83 181V180H82ZM92 181V180H91ZM147 181L146 182H144L145 183V185H147L146 183H147ZM167 181V182H168ZM207 181L205 182V181H199V182H197V183H194V185H193V187H192V185H191V187H192V189H193V192L192 193H194V195L193 194H191L190 196L188 195V197L187 196H185V195H183L182 196V198L180 199V206H178V204H177V207L175 206H172V207H168V209L166 210V208H164L165 209V211H161V216L159 217V219H157L155 222H156V224H158V226L156 225V227H158L159 229H160V231H163L164 233L161 235H159V232H158V234H157V231H158V228H156V227H154L155 225H150V223H149V226L145 229V227H144V231H147L146 232V234H145V232H144V234L142 233V232H140V229H139V227H137L136 225H134V224H132V223H134V221H132V219L134 220V216L133 215H130L132 218L130 219L131 220V225H134L135 227H136V229L138 228L139 229V234L140 233H142L143 234V236H142V238H139V241H138V239H137V241H136V245H135V256H134V258L132 259V264H212L213 263V259L216 257V259L218 260V259H220L219 258V256L217 255L218 254V251L219 250H222V249H220L219 248V250H215V251H211L210 253L208 252L209 251V249L211 248L212 249V247H209V242H210V238H211V236H214L215 237V235H216V233L218 232V230L220 229V224L219 223H217V222H215V220H214V213L215 212H217V207H216V205H215V201L213 200V195H215V193H213V190H209L208 189V186L209 185H211V183L208 185L207 184ZM60 182V180L58 181V183ZM89 182V181H88ZM122 182H124L123 180H122ZM149 182V181H148ZM196 182V181H195ZM80 183H81V181H80ZM79 183V184H80ZM139 183V182H138ZM143 183V184H144ZM187 182H185V184H186ZM239 183V184H238ZM73 184V183H72ZM75 184V183H74ZM101 184V183H100ZM109 184V183H108ZM166 184H168V183H166ZM189 184H191V183H189ZM212 184H214V183H212ZM220 184V185H221ZM257 184V183H256ZM81 185H83V184H81ZM188 185V184H187ZM226 185H224V186H226ZM74 186H76V184L74 185ZM85 186V189L87 188L86 187V185H84ZM90 186V185H89ZM102 186V185H101ZM100 186V187H101ZM139 186V184L137 185V187ZM144 185H142V187H143ZM167 186H170V185H167ZM214 186H216L215 184H214ZM221 186H223V185H221ZM246 186H247V184H246ZM52 187V186H51ZM79 187H80V185H79ZM129 187V186H128ZM140 188V189H143V188ZM147 187V186H146ZM146 187H144V188H146ZM241 187H243L242 185H241ZM250 187V186H249ZM50 188V187H49ZM125 188V187H124ZM179 187H177V189H178ZM185 188H187V186L185 187ZM211 188H213V187H211ZM224 188V187H223ZM225 188H227V187H225ZM89 189V188H88ZM132 189V188H131ZM138 189V188H137ZM139 189V190H140ZM171 189V188H170ZM180 189V188H179ZM191 188H190V185H189V190H190ZM215 189V188H214ZM244 189H247V188H244ZM244 189H242V190H244ZM50 190L52 191V188H50ZM70 190V189H69ZM217 190H219L218 188H217ZM232 190H233V188H232ZM233 190V191H234ZM248 190H250V189H248ZM253 190V189H252ZM73 190H71L70 191V194L71 193H73L72 192ZM87 191V190H86ZM125 191V190H124ZM148 191V190H147ZM232 191V193L234 194V192ZM136 192V191H135ZM179 192V191H178ZM177 192V193H178ZM182 192V193H181ZM186 192V191H185ZM214 192H216V191H214ZM42 193H44V192H42ZM81 192H79V194H80ZM97 193V192H96ZM116 193V192H115ZM121 193V192H120ZM131 193V192H130ZM226 193V192H225ZM242 193V192H241ZM240 193V194H241ZM248 193H250V192H248ZM61 194V193H60ZM78 194V193H77ZM87 194V193H86ZM109 194V193H108ZM124 194H125V192H124ZM150 194V193H149ZM179 194V193H178ZM183 194V191H180V195H182ZM218 194V193H217ZM217 194H216V196H217ZM239 194V195H240ZM246 194H247V192H246ZM256 194V193H255ZM72 195H75V194H72ZM83 195V194H82ZM81 194H80V197L82 196ZM102 195V194H101ZM135 195H136V193H135ZM177 195V194H176ZM193 195V198H194V196H195V198L196 197H198V200L197 201H199V202H197V203H195L194 204V200L192 201L190 198H191V196ZM245 195V194H244ZM227 196V195H226ZM237 196H238V194H237ZM236 196V197H237ZM30 197V196H29ZM178 197V196H177ZM190 197V198H189ZM239 197V196H238ZM34 198V197H33ZM52 198V197H51ZM63 198V197H62ZM70 198V197H69ZM72 198H73V196H72ZM97 198V197H96ZM165 198V197H164ZM224 198H225V196H224ZM230 198V197H229ZM250 198V197H249ZM65 199V198H64ZM76 199V198H75ZM87 199H90V197L89 198H87ZM133 199V198H132ZM136 199V198H135ZM143 199V198H142ZM173 199V198H172ZM219 199V198H218ZM37 200V199H36ZM51 200V199H50ZM49 200V201H50ZM69 200V199H68ZM78 200V199H77ZM105 200V199H104ZM117 200V199H116ZM120 200V199H119ZM138 200V199H137ZM146 200V199H145ZM217 200V199H216ZM62 201V200H61ZM74 200H72V202H73ZM90 201V200H89ZM92 201V200H91ZM90 201V202H91ZM114 201V200H113ZM143 200H141V202H142ZM220 201V200H219ZM63 202V201H62ZM79 202V201H78ZM104 202V201H103ZM125 202V201H124ZM134 202V201H133ZM165 202V201H164ZM179 202V201H178ZM229 202V201H228ZM247 202V201H246ZM88 203V205H89V202H87ZM121 203V202H120ZM152 203V202H151ZM263 203V202H262ZM32 204H33V202H32ZM35 204V203H34ZM37 204V203H36ZM56 204V203H55ZM65 204V202H63V204L62 205H64ZM73 204V203H72ZM86 204V203H85ZM130 204V203H129ZM160 204V203H159ZM29 205H30V203H29ZM68 205V204H67ZM70 205H71V203H70ZM77 205V204H76ZM76 205H74V206H76ZM82 205H84V202L82 203ZM167 205H168V203H167ZM221 205V204H220ZM235 205V204H234ZM254 205V204H253ZM33 206V205H32ZM48 206H50L51 207V205H48ZM52 208L51 209H54V205L52 204ZM73 206V205H72ZM90 206V205H89ZM92 206V205H91ZM95 206V205H94ZM133 206H134V203H133ZM139 206V205H138ZM149 206V205H148ZM192 207V206H195V210H193V212H190V210H189V207ZM217 206H218V204H217ZM242 206V205H241ZM19 207V206H18ZM49 207V208H50ZM65 207V206H64ZM69 207V206H68ZM71 207V206H70ZM80 207H81V205H80ZM84 207H86V206H83V208ZM122 207V206H121ZM166 207V206H165ZM243 207V206H242ZM57 208V207H56ZM55 208V209H56ZM63 208V207H62ZM66 208V207H65ZM91 208V207H90ZM115 208V207H114ZM161 208V207H160ZM224 208V207H223ZM19 209V208H18ZM69 209V208H68ZM84 209H86V208H84ZM88 209V208H87ZM137 209V208H136ZM191 209V208H190ZM234 209V207L231 209V210H233ZM79 210V209H78ZM56 211V210H55ZM68 211V210H67ZM66 211V212H67ZM70 211V210H69ZM88 211V210H87ZM90 211V210H89ZM133 211V210H132ZM253 211V210H252ZM84 212H85V210H84ZM83 211H82V213H84ZM90 212H92V211H90ZM127 212V211H126ZM137 212V211H136ZM135 212V213H136ZM142 212V211H141ZM151 212V211H150ZM149 212V213H150ZM155 212H156V210H155ZM226 212V211H225ZM260 212V211H259ZM70 213V212H69ZM129 213V212H128ZM128 213H127V215H128ZM134 213V214H135ZM262 213V212H261ZM137 214V213H136ZM160 214V213H159ZM216 214V213H215ZM217 214H218V212H217ZM64 215H65V217H66V214L64 213ZM69 215V214H68ZM67 215V216H68ZM79 216V215H78ZM87 216V215H86ZM129 216V217H130ZM141 216V215H140ZM139 216V217H140ZM159 216V215H158ZM194 217V219H195V223H193V224H195V225H193L192 223H190L189 222V220H190V218L191 217ZM264 216V215H263ZM75 217V216H74ZM114 217V216H113ZM138 217V218H139ZM138 218H137V221H138ZM255 218V217H254ZM260 218V217H259ZM5 219V218H4ZM48 219H51L50 218V215H49V218ZM84 219V218H83ZM155 219V218H154ZM193 219V220H194ZM263 219V218H262ZM129 220V219H128ZM228 220V219H227ZM242 220H243V218H242ZM104 221V220H103ZM141 221V220H140ZM152 221V220H151ZM38 222V221H37ZM50 222H51V220H50ZM150 222V221H149ZM153 222V221H152ZM141 223H142V221H141ZM143 223H144V221H143ZM228 223V222H227ZM247 223V222H246ZM258 223H259V221H258ZM44 224V223H43ZM52 224V223H51ZM58 224V226H59V223H57ZM104 224V223H103ZM231 224H232V222H231ZM234 224V223H233ZM251 224V223H250ZM263 224V223H262ZM42 225V224H41ZM50 225V224H49ZM97 225V224H96ZM95 225V226H96ZM116 225V224H115ZM234 225H237V224H234ZM233 225V226H234ZM56 227H57V225H55ZM83 226V225H82ZM98 226V225H97ZM128 226V225H127ZM133 226V227H134ZM196 226V229H194V227ZM249 226V225H248ZM264 226V225H263ZM36 227V226H35ZM46 227V226H45ZM124 227V226H123ZM132 227V230L134 229V232L136 231V229L135 228H133ZM154 227V228H153ZM238 227V226H237ZM140 228H141V226H140ZM90 229V228H89ZM251 229V228H250ZM255 230V229H254ZM258 230V229H257ZM46 231V230H45ZM115 231H116V229H115ZM129 231H130V228H129ZM55 232V231H54ZM137 232V231H136ZM156 232V234H154ZM244 232V231H243ZM253 232V231H252ZM258 232V231H257ZM49 233V232H48ZM88 233V232H87ZM228 233V232H227ZM44 234V233H43ZM81 234V233H80ZM129 234V233H128ZM138 234V233H137ZM141 234V235H142ZM218 234H220V233H218ZM243 234V233H242ZM263 234V233H262ZM119 235H120V233H119ZM2 236V235H1ZM65 236V235H64ZM129 236H133V234H131V235H129ZM162 236V237H161ZM228 236H229V234H228ZM255 236V235H254ZM259 236V235H258ZM257 236V237H258ZM261 236V235H260ZM79 237V236H78ZM135 237V240H136V238L137 237H141L140 235H138V236H133V238ZM252 238V237H251ZM102 239V238H101ZM127 239V238H126ZM126 239H124V240H126ZM215 239H217V238H215ZM215 239H214V241H215ZM219 239V238H218ZM240 239V238H239ZM85 240V239H84ZM90 240H91V238H90ZM113 240V239H112ZM116 240V239H115ZM128 240V239H127ZM130 240H133L132 238L131 239H129V244H131L132 242H130ZM44 241V240H43ZM46 241V240H45ZM53 241V240H52ZM86 241V240H85ZM98 241H100V240H98ZM123 241V240H122ZM172 241H174V243L172 244V246H171V242ZM211 241H212V239H211ZM224 241V240H223ZM67 242V241H66ZM220 242V241H219ZM242 242V241H241ZM264 242V241H263ZM86 243H88L87 241H86ZM90 243V242H89ZM100 242H98V244H99ZM102 243V242H101ZM104 243V242H103ZM102 243V245H104ZM124 243V244H123ZM212 243H214V242H212ZM216 243V242H215ZM230 243V242H229ZM232 243H233V241H232ZM249 243V245H248V247L249 246H252V245H255V246H258L257 244H258V240L255 238L254 240H251L250 239V241L248 242ZM122 244H123V247H126L125 246V242H122ZM129 244H127V246L129 245ZM218 246H219V244L218 243H216ZM221 244V243H220ZM228 244V243H227ZM260 244V243H259ZM58 245V244H57ZM91 245V244H90ZM93 245V244H92ZM101 245V246H102ZM222 245V244H221ZM220 245V246H221ZM243 245V244H242ZM173 246H175L174 248H172ZM211 246V245H210ZM213 247H214V245H212ZM218 246H217V248H218ZM219 246V247H220ZM57 247V246H56ZM87 247H88V245H87ZM104 247V246H103ZM247 247V246H246ZM116 248H117V245H116ZM133 248V249H134ZM216 248V249H217ZM221 248H223V247H221ZM239 248V247H238ZM215 249V248H214ZM1 250V249H0ZM96 250V249H95ZM108 250V249H107ZM264 250V249H263ZM61 251V250H60ZM240 251V250H239ZM81 252V251H80ZM79 252V253H80ZM102 252V251H101ZM125 252H126V250H125ZM125 252H123L124 254H125ZM109 253V252H108ZM259 253V252H258ZM75 254V253H74ZM120 254V253H119ZM220 254V253H219ZM72 255H73V252H72ZM82 255V254H81ZM101 255V254H100ZM218 256V258H217V256ZM238 255V254H237ZM252 255H254L253 253L250 255L249 254V258L248 259H244V260H241V261H238V258H237V261H236V263L235 264H248V262L251 260L250 259V257L252 256ZM70 256V255H69ZM80 256V255H79ZM102 256H103V254H102ZM122 256V254H120V256L119 257H121ZM227 256V255H226ZM239 256V255H238ZM246 256H248V254L246 255ZM246 256L245 257H243V258H246ZM72 257V256H71ZM92 257V256H91ZM208 257V258H207ZM230 257V256H229ZM240 257V256H239ZM40 258V257H39ZM61 258V257H60ZM68 258V257H67ZM66 258V259H67ZM126 258H127V256H126ZM242 258V259H243ZM263 258V257H262ZM261 258V259H262ZM65 259V260H66ZM79 259V258H78ZM95 259V258H94ZM113 259V258H112ZM118 259V258H117ZM121 258H119L118 260H119V263L121 264V262H122V260H120ZM61 260V259H60ZM118 260H115L114 259V261L116 262V261H118ZM127 260H129V259H127ZM92 261H93V259H92ZM121 261V262H120ZM125 261V260H124ZM123 261V263H125ZM167 261V262H166ZM219 261H221V259L220 260H218V262ZM229 261V259H228V257L227 258H224L223 260H222V264H226L227 262ZM262 261V260H261ZM38 262V261H37ZM84 261H82V263H83ZM218 262H216V263H218ZM254 262V261H253ZM252 262V263H253ZM111 263V262H110ZM114 263V262H113ZM116 263H118V262H116ZM129 263H131L130 262V260H129ZM128 263V264H129ZM215 263V264H216ZM255 263V262H254ZM126 264V263H125ZM219 264H220V262H219ZM228 264V263H227ZM230 264H233V262L232 263H230ZM250 264V263H249ZM264 264V263H263Z\"/></svg>",
  "mask_w": 264,
  "mask_h": 264
}]
</instances>
